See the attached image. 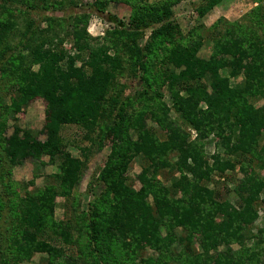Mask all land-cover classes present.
I'll use <instances>...</instances> for the list:
<instances>
[{
    "label": "trees",
    "instance_id": "obj_1",
    "mask_svg": "<svg viewBox=\"0 0 264 264\" xmlns=\"http://www.w3.org/2000/svg\"><path fill=\"white\" fill-rule=\"evenodd\" d=\"M1 1L0 17L18 11L11 4L47 10L80 0ZM110 1L92 3L102 11ZM116 1L130 4V15L125 22L114 20L107 32L112 43L91 40L75 21L70 36L76 53L58 45L51 50L56 38L48 35L41 45L50 49L32 52L37 70L18 66L11 73L17 77L6 108L11 116L41 99L48 123L42 141L17 126L7 136L6 119H0V264H20L36 254L57 258L56 264H244L239 255L246 240L256 238L257 205L264 206V104L257 105L264 100V0H255L245 22L219 18L201 35L181 41L173 7L183 0ZM198 1L195 12L203 18L229 0ZM6 21L0 19V42L14 26ZM27 32L26 40L35 34L32 27ZM205 43L210 55L199 58ZM126 69L144 84L132 101L139 110L120 101L125 91L116 83ZM240 76L242 82L234 83ZM158 87L168 92L169 104ZM171 112L176 121L168 122ZM147 121L167 124V139L159 143ZM65 125L82 131L80 141L70 144L78 156L61 136ZM185 128L199 142L216 139L214 153H195L203 144L190 142ZM104 147L105 165L83 202L77 189L92 154ZM43 156L56 168L50 184L10 197V168L28 160L42 164ZM135 161L140 172L130 181L126 173ZM236 168L242 177L234 188H209L213 175L233 181ZM221 190L228 199L219 200ZM233 243L239 251H232ZM70 245L75 251L65 249Z\"/></svg>",
    "mask_w": 264,
    "mask_h": 264
},
{
    "label": "rangeland",
    "instance_id": "obj_2",
    "mask_svg": "<svg viewBox=\"0 0 264 264\" xmlns=\"http://www.w3.org/2000/svg\"><path fill=\"white\" fill-rule=\"evenodd\" d=\"M92 2L93 0H80L77 2V5H67L68 3H66L62 7L59 6L58 9L49 8L47 10L41 7L36 9L26 8L27 10H25V3H18L16 5L11 4L14 9L19 8L18 11L12 9L9 10L10 12L1 15V20H5V22H7L6 19H9L14 25L11 31L7 30L4 32L2 36L3 42H0V119H6L5 125L7 136L12 134L14 127L17 126L21 130L31 131L39 140L44 141L46 139L45 133L48 117L45 112V104L41 99H37L21 107V112L16 114L14 117L11 116L12 109H6L10 106L14 96L16 95L15 85L17 81L15 80L17 77L11 73L15 71L18 66L37 70L38 67L32 64V61L34 60L32 52L35 50L39 51L41 49H50L49 44H45L43 46L41 45V43L46 42V36L52 35L54 39L56 38L54 44L51 45V50L55 49L54 45H58L59 48L67 51L68 54L73 55L76 53V50L74 49L73 39L70 34L73 31L72 26L75 21L78 23L77 28H84L86 35L89 36L91 40H96V42L98 41L99 43L110 44L112 42L111 38L110 41L108 40L107 32L113 31L114 20L117 18L118 20L125 22L130 15V4L128 3H119L116 0H113L106 5L105 10L100 11L97 6L93 5ZM1 4L2 1L0 0V5ZM223 4H226L225 9ZM6 6L7 8H11L8 6V3ZM198 6V0H183L173 7V18L178 25L176 37L179 38L180 41L182 38L186 39L190 35L192 37L201 35V32L211 27L219 18H224L229 23L245 22L244 20L242 21V17L247 12L255 8L257 3L255 0L223 1L214 7L211 12L203 18L199 17L195 12ZM2 11L4 10H0V13H2ZM83 17L85 19H83ZM30 27H32L35 34L31 36L33 39L30 37L26 40L25 34L29 35L27 31ZM35 36H37L36 39ZM121 48L123 47L119 44V50ZM111 49L110 54L112 55L115 51V47ZM210 52V46L205 43V45H203V47L199 50L198 57L207 59ZM15 59V64L8 63L7 65H4L7 60L10 62V60ZM159 66L160 64L156 62V64H154L153 72H155ZM129 73L130 71L126 69L125 72L117 78L116 87H122L123 91H125L122 97L123 100L120 98V101H123L126 106L133 105L136 110H139L141 105L136 104V102H133L132 104V101L135 100L138 92H141L144 89V84L139 77H131ZM242 80L243 78L240 76L234 79L233 82L239 84ZM158 90L163 95V100L169 104L170 97L168 92L164 88L160 87H158ZM263 104L264 100L260 101L257 105ZM127 111L131 113L130 108H128ZM169 117L170 119L168 122L175 120L177 114L171 112ZM147 124L154 132V137L159 143L167 139L165 131L167 124L163 128L151 121H147ZM177 124L180 126V122ZM185 131L188 134L189 141L194 145L199 146L200 144H203V148H195V153L205 155L206 157L203 156L204 158H208L207 156L214 153L216 150V139L214 142L210 139L207 141L203 139L199 142L196 137L197 133L193 129L185 128ZM61 136L70 146L68 147V150L71 154L73 156H78L77 151L73 149L70 144H76V142L78 143L80 141L82 131L77 128L76 125H65L61 131ZM260 144L262 145L264 142L262 141ZM108 151L109 148L104 147L103 149L93 153L89 159L86 172L80 182L79 188L77 189V194L81 197L83 202L90 199V197L87 196L89 183L92 177H97L104 167ZM41 160L42 164L34 163L28 160L19 167L10 168V181L14 186V189L9 188L6 191L10 197L23 198L27 196V193L35 188H42L45 183L50 184V181L52 180L51 174L55 172L56 168L47 163L48 157L43 156ZM130 167L131 168L126 173V176H128L130 181H133L135 176L140 172V167L137 161L133 162ZM260 174L264 176V173ZM231 176H234L233 181L228 180L226 182V179L223 181L219 180V175H213L212 185H210L209 188L216 190V185H219L220 188H227V185L230 186L228 188H234V184L236 183L233 182H237V180L242 177V173L238 170V168H236V170L231 173ZM159 178L161 180L163 177L161 176ZM218 180L219 183L216 184ZM139 187V183L135 180L133 188L137 190ZM223 193L224 192L221 190L220 201L225 200L226 198L228 199V196H226L227 194L223 195ZM58 202H60V200H58ZM257 210L259 215L256 222V225L258 226L257 229L263 231L260 233L256 231L257 229H253V234L256 238L246 240V249L243 254L239 255L240 261L244 264H256L254 261L256 259L255 256H257L258 264H264V206L258 204ZM55 218L58 220L62 219L61 210H56ZM57 244L58 248H64L59 241ZM76 247L70 245L65 247V249L67 251H75ZM230 247L232 248V251L240 250V246L236 243L231 244ZM222 249H224V247H221V250ZM150 253H153V251ZM46 260L47 262L54 261L55 264L58 263L57 258L52 260V258L49 259L45 255L36 254L30 260L23 261L20 264H43Z\"/></svg>",
    "mask_w": 264,
    "mask_h": 264
},
{
    "label": "crops",
    "instance_id": "obj_3",
    "mask_svg": "<svg viewBox=\"0 0 264 264\" xmlns=\"http://www.w3.org/2000/svg\"><path fill=\"white\" fill-rule=\"evenodd\" d=\"M223 6H224V9H225L226 4H223Z\"/></svg>",
    "mask_w": 264,
    "mask_h": 264
}]
</instances>
